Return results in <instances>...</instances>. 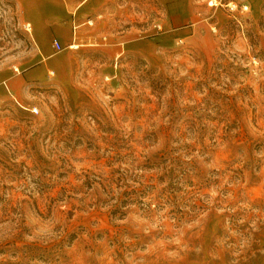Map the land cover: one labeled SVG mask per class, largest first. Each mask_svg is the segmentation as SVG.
I'll return each mask as SVG.
<instances>
[{"label": "rangeland", "instance_id": "1", "mask_svg": "<svg viewBox=\"0 0 264 264\" xmlns=\"http://www.w3.org/2000/svg\"><path fill=\"white\" fill-rule=\"evenodd\" d=\"M209 1L102 4L86 46L54 49L60 80L28 82L24 7L0 0V79L17 75L0 81V264H264V0Z\"/></svg>", "mask_w": 264, "mask_h": 264}, {"label": "crops", "instance_id": "2", "mask_svg": "<svg viewBox=\"0 0 264 264\" xmlns=\"http://www.w3.org/2000/svg\"><path fill=\"white\" fill-rule=\"evenodd\" d=\"M115 0H85L76 10H72L71 7L65 3L64 0H20L24 7V16L25 22L27 26V30L29 31L31 38L34 43V58L35 64L31 68H26L22 72L23 78L28 82H42L47 81L49 78V74L56 76L57 79L60 80L56 68L51 65L52 60H59L64 55L63 53L56 54L54 52V41H58L61 43L62 47H70L74 48L75 46H86L82 44V39L84 33L88 29L89 26H94V24H98V20L107 16L108 7L102 5H108V3H113ZM158 2L171 5L170 10L172 13H179L178 5L184 4H192L196 0H157ZM226 2L230 0H225ZM39 3L37 7L40 6V10L50 9L46 15H42L39 23H34L33 20L28 16L27 9L29 8L28 4L35 6L36 3ZM259 0H247V4L249 6V11H256L259 9ZM91 6V8L96 14L95 20L92 22H79L75 17L78 11H83L87 6ZM181 7V6H180ZM32 24V28L30 27ZM31 29H33L34 33H31ZM106 40V38L104 39ZM79 43V44H78ZM17 74H21V71H17ZM20 70V69H19ZM70 71V63L67 67V70H64V77L67 78ZM7 75V74H6ZM17 75H7L4 78L0 79L2 85H4L5 89L9 93L13 90L7 84L13 78H16Z\"/></svg>", "mask_w": 264, "mask_h": 264}, {"label": "built area", "instance_id": "3", "mask_svg": "<svg viewBox=\"0 0 264 264\" xmlns=\"http://www.w3.org/2000/svg\"><path fill=\"white\" fill-rule=\"evenodd\" d=\"M209 5L211 7L221 6L228 8L231 12H240L245 13L249 11V6L247 4V0H230L226 2L225 0H210ZM161 29V27H159ZM54 48L61 52L63 50V47L61 43L58 41H54Z\"/></svg>", "mask_w": 264, "mask_h": 264}, {"label": "trees", "instance_id": "4", "mask_svg": "<svg viewBox=\"0 0 264 264\" xmlns=\"http://www.w3.org/2000/svg\"><path fill=\"white\" fill-rule=\"evenodd\" d=\"M145 198H146V197L144 196L143 199H145ZM175 213H176V214L174 215L173 219H174L175 221L180 222L181 219L183 218V213H180V210H178V209H177V211H176ZM181 214H182V215H181ZM122 215H123V213H122Z\"/></svg>", "mask_w": 264, "mask_h": 264}, {"label": "bare ground", "instance_id": "5", "mask_svg": "<svg viewBox=\"0 0 264 264\" xmlns=\"http://www.w3.org/2000/svg\"><path fill=\"white\" fill-rule=\"evenodd\" d=\"M75 48H77V46H75Z\"/></svg>", "mask_w": 264, "mask_h": 264}]
</instances>
